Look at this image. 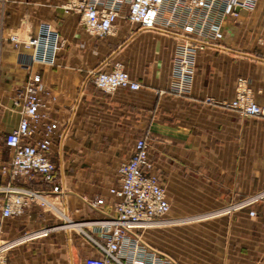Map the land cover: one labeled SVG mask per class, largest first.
Here are the masks:
<instances>
[{"label":"crops","instance_id":"1","mask_svg":"<svg viewBox=\"0 0 264 264\" xmlns=\"http://www.w3.org/2000/svg\"><path fill=\"white\" fill-rule=\"evenodd\" d=\"M69 0L0 2V141L16 128L20 113L13 97L31 74L42 77L47 120L57 122L50 158L59 170L55 184L41 175L19 185L40 192L48 204L31 203L21 216L4 221L1 240L14 244L8 264H83L99 253L68 225L117 215L118 168L146 139L152 168L165 187L170 213L160 225L142 231L144 240L179 264H264V201L227 213L233 203L264 191V120L242 117L226 106L238 82L248 80L253 99L264 106V0L224 24L219 48L198 53L190 89L173 92L179 40L164 31L140 30L122 10L112 35L90 36L78 11L64 13ZM51 25L59 42L53 54L29 67L19 61L10 36L24 45ZM24 45V47H23ZM44 60V61H43ZM124 66L141 84L138 91L106 93L96 72ZM0 147V168L11 151ZM8 180L0 173V188ZM4 195L0 193V202ZM105 201L99 210L91 202ZM252 210L257 216H250ZM1 218V209H0ZM44 229L47 237L35 238ZM89 234L92 232L87 230Z\"/></svg>","mask_w":264,"mask_h":264},{"label":"built area","instance_id":"2","mask_svg":"<svg viewBox=\"0 0 264 264\" xmlns=\"http://www.w3.org/2000/svg\"><path fill=\"white\" fill-rule=\"evenodd\" d=\"M257 1L69 0L61 9L64 13L78 11L85 31L97 39L107 38L114 33L115 25L126 7V19L132 26L140 30L164 31L177 37L179 46L173 68L176 86L172 91L183 95L192 84L198 53L208 47L219 48L224 38L225 22L237 20L244 10H253ZM10 40L20 50V63L28 67L40 62L42 57L53 54L60 43L51 25L46 26L40 39L24 44L26 48H34L32 54L21 50L22 42L16 35ZM259 45L264 47V38L259 40ZM94 82L106 93L141 89V84L121 64H116L112 71L96 72ZM44 95L49 93L44 90L41 75L31 74L13 97V107L19 111L21 118L18 126L7 133L4 139L12 158L0 168L2 177L8 180L0 188V193L4 195L0 202V264H8L7 255L14 246L1 240L5 219L23 215L31 203L48 204L42 193L19 185L20 180H33L36 175H41L45 182L55 184L59 178L58 167L50 158L58 123H46L40 138L34 139L40 120L48 119L43 111L46 107ZM226 106L242 117L264 120V106L255 102L245 78L239 80L236 98L226 103ZM148 149L147 140L141 139L135 145L131 158L118 168L119 184L110 189L119 199L116 204L117 215L82 223L68 221V225L85 236L99 253L97 257H86L83 264H179L172 256L154 248L143 238L142 231L163 223L171 209L160 179L147 172L152 168ZM52 190L65 195L60 183L55 184ZM263 201L264 191L233 203L226 212L242 211ZM104 203L103 199H98L91 202V206L99 210ZM250 216H257V211L252 210ZM87 230L92 233L89 234ZM51 231L44 229L35 238L47 237Z\"/></svg>","mask_w":264,"mask_h":264},{"label":"rangeland","instance_id":"3","mask_svg":"<svg viewBox=\"0 0 264 264\" xmlns=\"http://www.w3.org/2000/svg\"><path fill=\"white\" fill-rule=\"evenodd\" d=\"M10 37H12V36H10ZM23 47H24V45H23ZM21 48H22V46H21ZM19 51V50H18ZM25 51V50H24ZM3 139H4V137L2 136V140L0 141V147H2L3 146Z\"/></svg>","mask_w":264,"mask_h":264}]
</instances>
